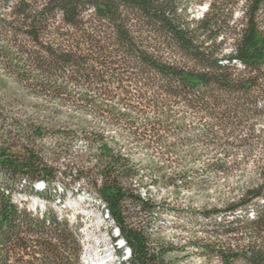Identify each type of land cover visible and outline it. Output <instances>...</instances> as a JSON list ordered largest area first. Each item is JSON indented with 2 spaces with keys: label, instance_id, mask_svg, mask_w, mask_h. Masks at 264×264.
<instances>
[{
  "label": "trees",
  "instance_id": "obj_1",
  "mask_svg": "<svg viewBox=\"0 0 264 264\" xmlns=\"http://www.w3.org/2000/svg\"><path fill=\"white\" fill-rule=\"evenodd\" d=\"M8 1L0 0V10ZM11 1L9 13L0 12V54L17 84L59 108L44 121L11 117L9 125L0 106V128L11 138V146L0 147V264H82L79 219L15 195L34 194L48 203L58 196L64 204L69 187L57 193L55 162L78 135L97 159L91 166L84 155L77 158L75 179L83 176L105 202L120 231L113 242L123 237L128 263L177 264L167 254L178 247L159 240L152 245L139 219L157 206L126 150L131 144L214 145L220 153L205 162L204 176H228L255 146L264 152V0ZM204 1L208 8L200 17L188 16L192 2ZM65 104L82 114L75 127L56 121ZM189 117L198 123L187 125ZM116 125L131 138L128 144L108 135ZM48 134L63 139L50 161L37 145ZM236 144L247 146L241 159L230 149ZM260 161L258 177L236 197L200 211L215 229L212 239L193 245L209 261L264 264V154ZM152 164L160 171L153 182L165 186L190 188L200 178L185 169L167 175L165 161Z\"/></svg>",
  "mask_w": 264,
  "mask_h": 264
},
{
  "label": "rangeland",
  "instance_id": "obj_2",
  "mask_svg": "<svg viewBox=\"0 0 264 264\" xmlns=\"http://www.w3.org/2000/svg\"><path fill=\"white\" fill-rule=\"evenodd\" d=\"M11 5L12 1L9 0L6 7H3L0 12L3 15L9 13ZM188 7V16L198 18L207 10L208 5L207 1L201 4L192 2ZM8 62V59L0 54V106L8 115L9 125H11V117L20 119L23 123L30 119L36 122L46 120L48 112L51 109L59 108V105L56 102H48L42 97L35 96L17 84L11 76V65H8ZM108 103L114 104L115 102L108 101ZM60 109L62 112L56 120L57 123L77 126L82 114L77 113L72 104L62 105ZM72 112L74 115L70 117L69 113ZM88 119L95 126L104 124L100 118ZM197 123L190 117L186 121V124L190 126ZM262 124L264 125V122ZM9 127L11 126L7 128L10 129ZM108 129V135L111 138L125 144L131 141L122 126H110ZM8 137L0 128V147L2 145L11 146V138ZM4 140L7 142L4 143ZM57 141H63V139L53 134H48L43 139L37 140L38 148L42 149L48 157V161L51 160L53 147ZM70 146L71 151L62 154L55 162L61 171L58 173L55 183L57 193H62L65 186L69 187L64 204L58 202V196L48 203L34 194L19 195L16 193L15 195L17 198L25 200L30 206L38 205L44 208L49 205L60 214L69 217L73 222L79 219L82 223L81 231L84 236L85 248L82 264H120L122 260L125 261V264H129L127 261L129 248L123 237H118L119 245L113 242L112 236H118L120 231L108 214L105 202L100 198L98 192L89 186L83 176L80 179H75L74 170L81 165L76 159L84 155L85 158H89L86 165L92 166L97 159L95 152L88 150L87 141L81 135L72 139ZM129 147L130 150H126V152L134 158L139 177L143 181L142 185L149 189L157 206L151 214L143 212L139 214V219L146 223L145 230L150 236V243L155 245L159 240L177 246L178 249L167 254V258L174 259L177 264H220L216 257L209 261L193 245V241L196 239L200 241L212 239V231L215 229L212 226L213 220L207 219L200 211L205 207L223 206L258 177L257 166L261 164L260 158L264 154L261 147L255 146L250 158L242 162L241 167L228 176L213 173L204 176L207 173L205 162L209 161L216 153H220L214 145L180 144L177 147L157 146L143 149L131 144ZM232 148L238 159H241L248 150L247 146L241 144L230 147V149ZM14 149H20V146H16ZM153 161H165L166 164L163 166L162 172L167 175L185 169L194 172L200 178L190 188H186L180 182L177 186L174 184L165 186L163 183L153 182L160 172L154 168ZM66 167L69 169L63 173ZM143 186L140 189L141 192L144 191ZM178 186L179 190L176 191ZM253 208H249V213L253 211Z\"/></svg>",
  "mask_w": 264,
  "mask_h": 264
},
{
  "label": "bare ground",
  "instance_id": "obj_3",
  "mask_svg": "<svg viewBox=\"0 0 264 264\" xmlns=\"http://www.w3.org/2000/svg\"><path fill=\"white\" fill-rule=\"evenodd\" d=\"M96 262H98V261H96Z\"/></svg>",
  "mask_w": 264,
  "mask_h": 264
}]
</instances>
